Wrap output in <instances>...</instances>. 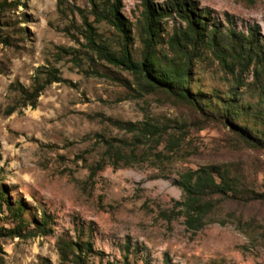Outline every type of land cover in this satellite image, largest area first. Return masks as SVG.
<instances>
[{
  "label": "rangeland",
  "instance_id": "374dc122",
  "mask_svg": "<svg viewBox=\"0 0 264 264\" xmlns=\"http://www.w3.org/2000/svg\"><path fill=\"white\" fill-rule=\"evenodd\" d=\"M20 1L2 28L11 43L0 42V190L12 204L24 206L27 230L43 214L49 230L29 235L23 229L22 237L0 234V264H63L62 240L89 243L87 264H264V201L221 203L195 232L171 212L182 198L173 180L203 164L232 163L247 184L263 191L264 150L231 147L228 128L212 121L198 131L188 125L171 159L159 161L148 153L119 161L118 167L104 163L109 138L131 137L114 120L165 125L198 117L186 106L140 93L129 71L88 48L85 17L113 48L120 43L110 25L93 21L88 0ZM193 1L223 28L245 34L256 28L264 45V0ZM121 2L134 35L131 47L138 50L136 21L143 0ZM178 22L165 18L162 25L167 32ZM47 68H57L61 80L46 85L35 107L21 106L11 85L30 86ZM192 76L193 90L214 96H225L233 84L209 56L195 63ZM251 80L244 74V85L237 88L244 102L264 113V92L248 85ZM14 104V112L5 114ZM2 204L0 227L12 228L16 221Z\"/></svg>",
  "mask_w": 264,
  "mask_h": 264
},
{
  "label": "trees",
  "instance_id": "16d2710c",
  "mask_svg": "<svg viewBox=\"0 0 264 264\" xmlns=\"http://www.w3.org/2000/svg\"><path fill=\"white\" fill-rule=\"evenodd\" d=\"M121 1L88 0L93 21L110 25L120 39L119 48H113L95 32L92 22L85 17L88 48L99 58L129 71L140 93H153L176 106H186L195 112L198 119L174 120L172 124L165 125L149 120L138 123L114 120L113 124L131 133V137L130 140L109 138L101 160L118 167L119 161L125 163L136 154L149 153L159 161L171 159L180 151L188 125L198 131L212 121H219L228 128L230 136H227L226 142L231 147L241 148L240 145H243L264 150V113L261 109L254 110L251 103L244 102L237 88L244 85V74L250 73L252 80L248 85L264 92V45L257 37V29L249 28L245 34L231 27L223 28L220 21L212 18L210 10L200 8L193 0H169L159 5L152 0H143V10L136 21L141 47L136 50L131 47L134 35L131 34L129 20L121 14ZM19 4L20 0H0V42H10V34H3L2 28L9 25L7 13ZM165 18L179 22L166 32L162 25ZM208 56L232 79L233 84L226 90L225 96L210 95L200 88L192 89L195 63ZM60 80L57 68H47L43 78L38 74L32 85L25 86L16 81L11 89L21 106L35 107L46 85ZM16 107V104L8 106L5 114H11ZM251 123H262L263 128ZM96 165L99 168L100 162ZM95 171L96 168L92 170V175ZM242 177L232 163H208L188 168L173 180V184L181 190L182 198L175 202L171 212L176 210L177 215L184 217L185 226L195 232L207 223L221 203L264 201V190H255ZM2 203L6 204L16 223L12 228L0 227V234L24 236L22 230L29 227L23 216L24 206L20 202L12 204L3 189L0 190V206ZM47 218L43 214L36 227L27 230L29 235L48 232ZM59 244L63 264L66 261L87 264L84 254L91 249L89 243L79 245L62 240ZM43 264L50 263L45 261Z\"/></svg>",
  "mask_w": 264,
  "mask_h": 264
}]
</instances>
